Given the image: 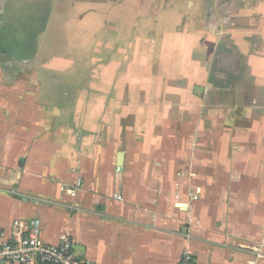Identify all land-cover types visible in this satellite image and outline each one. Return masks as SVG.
Segmentation results:
<instances>
[{
	"label": "crops",
	"instance_id": "1",
	"mask_svg": "<svg viewBox=\"0 0 264 264\" xmlns=\"http://www.w3.org/2000/svg\"><path fill=\"white\" fill-rule=\"evenodd\" d=\"M33 218L85 263L264 264V0H0V236Z\"/></svg>",
	"mask_w": 264,
	"mask_h": 264
},
{
	"label": "built area",
	"instance_id": "2",
	"mask_svg": "<svg viewBox=\"0 0 264 264\" xmlns=\"http://www.w3.org/2000/svg\"><path fill=\"white\" fill-rule=\"evenodd\" d=\"M73 246V239L68 234H62L58 244L46 243L42 238L39 218L15 219L11 225L10 238L5 239L3 235L0 236V263L36 264L40 261L49 264H91L78 259ZM179 264H195L193 252L186 249Z\"/></svg>",
	"mask_w": 264,
	"mask_h": 264
},
{
	"label": "trees",
	"instance_id": "3",
	"mask_svg": "<svg viewBox=\"0 0 264 264\" xmlns=\"http://www.w3.org/2000/svg\"><path fill=\"white\" fill-rule=\"evenodd\" d=\"M36 264H49V263H43V262L38 261Z\"/></svg>",
	"mask_w": 264,
	"mask_h": 264
}]
</instances>
